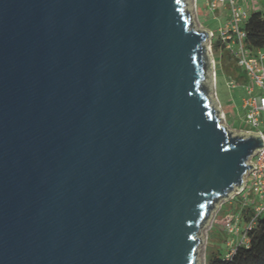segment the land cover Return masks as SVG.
Returning <instances> with one entry per match:
<instances>
[{
  "label": "water",
  "instance_id": "1",
  "mask_svg": "<svg viewBox=\"0 0 264 264\" xmlns=\"http://www.w3.org/2000/svg\"><path fill=\"white\" fill-rule=\"evenodd\" d=\"M187 0H0V264H199L264 140L222 124Z\"/></svg>",
  "mask_w": 264,
  "mask_h": 264
},
{
  "label": "built area",
  "instance_id": "2",
  "mask_svg": "<svg viewBox=\"0 0 264 264\" xmlns=\"http://www.w3.org/2000/svg\"><path fill=\"white\" fill-rule=\"evenodd\" d=\"M248 1L254 2L256 0H207V8L216 12L221 6L229 7L230 18L226 21L225 26L218 29L217 38L213 31L210 33L212 40L217 39L221 44L222 51L227 53L244 71L247 84L243 86L246 95L243 99L242 108L245 111V124L249 128L245 131L260 135L264 140V130L262 129L264 124V49L253 50L246 45L245 24L251 14ZM255 11H260L264 16V8ZM228 85L231 88L237 86L235 80H229ZM256 90L260 92L259 96H255ZM250 164L252 169L245 177L243 188L237 191L231 200L244 194L248 187L258 198L251 203L248 202V196L244 195L241 217L228 219L224 227L229 233H236L240 236L238 245L248 243V232L256 227L259 218L264 214V147L255 152L250 159ZM245 211H249V220H245ZM242 222L245 225L244 229L241 226ZM234 250L228 255L233 254Z\"/></svg>",
  "mask_w": 264,
  "mask_h": 264
},
{
  "label": "rangeland",
  "instance_id": "3",
  "mask_svg": "<svg viewBox=\"0 0 264 264\" xmlns=\"http://www.w3.org/2000/svg\"><path fill=\"white\" fill-rule=\"evenodd\" d=\"M188 10L192 14L193 22L196 28L213 31L214 35H219L218 29L225 26L226 21L230 18L229 7H220L218 11L213 12L207 8V0H187ZM249 2V12L252 13L257 9L264 8V0H256ZM212 38L207 42L209 48L210 60L212 61L211 70L208 71L207 86L210 90V96L214 101V106L220 111L222 116V124L227 126L234 133L246 132L249 129L245 124V111L242 108L243 99L245 98L244 84L247 80L244 78L238 79L240 75H244V71H237L234 75L228 76L220 66L224 63H219V58L212 50ZM231 60H229L230 62ZM226 61L225 63H229ZM229 80H235L237 86L231 88L228 85ZM260 92L256 90L255 96H259ZM264 122V118H263ZM264 130V124L262 126ZM248 196V202L255 201L258 197L248 187L247 191L241 196H236L234 200L231 197L221 201L216 205L215 210L211 213L209 221L201 231L202 245L199 251V264H206L208 257L216 252L222 255L229 254L237 247L240 241V236L236 233H229L224 227L228 219H236L241 217L242 198ZM240 225V224H239ZM242 229L245 228L244 223H241Z\"/></svg>",
  "mask_w": 264,
  "mask_h": 264
},
{
  "label": "trees",
  "instance_id": "4",
  "mask_svg": "<svg viewBox=\"0 0 264 264\" xmlns=\"http://www.w3.org/2000/svg\"><path fill=\"white\" fill-rule=\"evenodd\" d=\"M245 30L247 33L246 45L250 49H264V16L260 11H254L250 14ZM212 50L219 58L220 66L228 76L234 75L235 72L240 73V68L235 61L221 49V44L217 39L212 41ZM229 60H231L229 62ZM228 61L229 63H225ZM245 74V73H244ZM246 76L240 75L238 79ZM249 211H245V220H249ZM251 217V216H250ZM248 243L237 245L234 253L231 255H222L220 252L211 254L206 264H264V214L259 218L254 229L248 232Z\"/></svg>",
  "mask_w": 264,
  "mask_h": 264
}]
</instances>
